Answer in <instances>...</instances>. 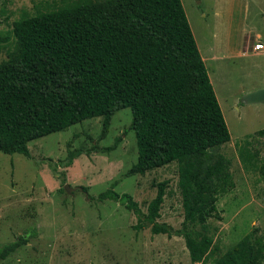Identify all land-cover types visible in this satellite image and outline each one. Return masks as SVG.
I'll list each match as a JSON object with an SVG mask.
<instances>
[{
	"label": "trees",
	"instance_id": "1",
	"mask_svg": "<svg viewBox=\"0 0 264 264\" xmlns=\"http://www.w3.org/2000/svg\"><path fill=\"white\" fill-rule=\"evenodd\" d=\"M9 43L0 63V152L30 157L33 141L95 118H103L105 135L114 115L131 109L138 158L128 175L176 163L182 226L159 222L167 180L146 213L113 189L99 200L125 205L153 235L183 238L191 262L207 263L217 251L208 222L220 218L218 202L236 183L220 151L231 134L182 0H85L25 13L0 33V49ZM251 145L240 149L241 163L264 178V159ZM80 155L71 152L66 166ZM26 243L5 245L0 261ZM213 264H264V237L245 236Z\"/></svg>",
	"mask_w": 264,
	"mask_h": 264
},
{
	"label": "rangeland",
	"instance_id": "2",
	"mask_svg": "<svg viewBox=\"0 0 264 264\" xmlns=\"http://www.w3.org/2000/svg\"><path fill=\"white\" fill-rule=\"evenodd\" d=\"M81 1L0 0V33L9 34L25 13ZM182 3L231 134L220 151L231 160L236 187L220 198V218L207 225L217 251L205 264H213L245 236L264 237V178L246 171L240 160L246 141L264 159V137L257 134L264 129V103L242 101L264 84V0ZM11 50L10 43L1 46L0 63ZM131 124L127 108L114 115L105 135L103 118H95L33 141L30 157L0 152V249L27 241L0 264H193L183 238L153 235L152 225L139 228L137 216L125 205L99 200L113 189L131 195L146 213L157 184L167 180L159 222L182 226L176 163L144 176L128 175L138 158ZM71 152L82 155L67 167ZM67 185L74 190L63 191Z\"/></svg>",
	"mask_w": 264,
	"mask_h": 264
},
{
	"label": "water",
	"instance_id": "3",
	"mask_svg": "<svg viewBox=\"0 0 264 264\" xmlns=\"http://www.w3.org/2000/svg\"><path fill=\"white\" fill-rule=\"evenodd\" d=\"M242 101L246 104H259V103H264V87L257 89L255 91H252L250 93H247ZM65 190L67 192H71L74 189H71L70 186H66ZM80 190H83V188H80Z\"/></svg>",
	"mask_w": 264,
	"mask_h": 264
},
{
	"label": "built area",
	"instance_id": "4",
	"mask_svg": "<svg viewBox=\"0 0 264 264\" xmlns=\"http://www.w3.org/2000/svg\"><path fill=\"white\" fill-rule=\"evenodd\" d=\"M258 48H263V46H261V45H258Z\"/></svg>",
	"mask_w": 264,
	"mask_h": 264
},
{
	"label": "crops",
	"instance_id": "5",
	"mask_svg": "<svg viewBox=\"0 0 264 264\" xmlns=\"http://www.w3.org/2000/svg\"><path fill=\"white\" fill-rule=\"evenodd\" d=\"M264 87V84H263V86H261L260 88H263Z\"/></svg>",
	"mask_w": 264,
	"mask_h": 264
}]
</instances>
